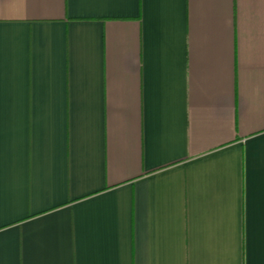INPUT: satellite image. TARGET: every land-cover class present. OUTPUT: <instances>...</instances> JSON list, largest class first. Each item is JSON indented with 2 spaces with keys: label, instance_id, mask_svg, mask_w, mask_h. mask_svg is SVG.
Returning a JSON list of instances; mask_svg holds the SVG:
<instances>
[{
  "label": "crops",
  "instance_id": "obj_1",
  "mask_svg": "<svg viewBox=\"0 0 264 264\" xmlns=\"http://www.w3.org/2000/svg\"><path fill=\"white\" fill-rule=\"evenodd\" d=\"M0 264H264V0H0Z\"/></svg>",
  "mask_w": 264,
  "mask_h": 264
}]
</instances>
